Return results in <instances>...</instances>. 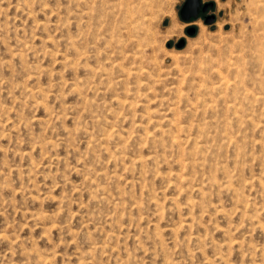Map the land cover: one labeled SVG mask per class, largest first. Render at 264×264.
I'll list each match as a JSON object with an SVG mask.
<instances>
[{
    "label": "rangeland",
    "instance_id": "1",
    "mask_svg": "<svg viewBox=\"0 0 264 264\" xmlns=\"http://www.w3.org/2000/svg\"><path fill=\"white\" fill-rule=\"evenodd\" d=\"M184 1L0 0V264H264V0Z\"/></svg>",
    "mask_w": 264,
    "mask_h": 264
},
{
    "label": "water",
    "instance_id": "2",
    "mask_svg": "<svg viewBox=\"0 0 264 264\" xmlns=\"http://www.w3.org/2000/svg\"><path fill=\"white\" fill-rule=\"evenodd\" d=\"M212 2L210 3H203L201 0H185L180 8V17L185 20L189 21L191 18L196 17L199 13V9L201 8L202 11H205L208 6H212ZM214 20V16H210L207 18V22H212ZM192 29V33H193Z\"/></svg>",
    "mask_w": 264,
    "mask_h": 264
},
{
    "label": "bare ground",
    "instance_id": "3",
    "mask_svg": "<svg viewBox=\"0 0 264 264\" xmlns=\"http://www.w3.org/2000/svg\"><path fill=\"white\" fill-rule=\"evenodd\" d=\"M135 2H136V0H134ZM119 2L121 3V4H124L125 6H126V9H125V13H128L130 10H131V7L129 6L130 5V3H131V0H119ZM134 3V2H133ZM133 3H131V5H133ZM112 5V4H111ZM113 6V5H112ZM114 7H115V5H114ZM114 7H112V8H114ZM133 8V7H132ZM129 14V13H128ZM131 15V14H130ZM129 15V18H132L131 16ZM199 27H200V29H201V31L203 32L204 31V26L201 24V23H199Z\"/></svg>",
    "mask_w": 264,
    "mask_h": 264
},
{
    "label": "flooded vegetation",
    "instance_id": "4",
    "mask_svg": "<svg viewBox=\"0 0 264 264\" xmlns=\"http://www.w3.org/2000/svg\"><path fill=\"white\" fill-rule=\"evenodd\" d=\"M199 11H202L201 8L199 9Z\"/></svg>",
    "mask_w": 264,
    "mask_h": 264
}]
</instances>
